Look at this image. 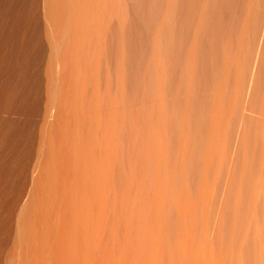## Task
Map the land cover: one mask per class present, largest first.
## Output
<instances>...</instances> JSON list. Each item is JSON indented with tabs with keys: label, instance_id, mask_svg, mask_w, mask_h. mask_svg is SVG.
I'll list each match as a JSON object with an SVG mask.
<instances>
[{
	"label": "rangeland",
	"instance_id": "rangeland-1",
	"mask_svg": "<svg viewBox=\"0 0 264 264\" xmlns=\"http://www.w3.org/2000/svg\"><path fill=\"white\" fill-rule=\"evenodd\" d=\"M6 4H11V8ZM6 4L5 0H0V34L5 31L6 36L5 42L0 40V65L3 60L0 85L3 83L10 91L11 87L14 90L16 87L17 92L10 93L9 97H13L7 96L9 100L5 99L6 102L0 100V159L6 157L8 145L16 155L21 152L19 155L23 158L16 156L14 167L20 162L16 165L20 171L15 170L16 179L11 186L14 192L8 194L12 196L7 195V203L2 205L1 212L5 215L0 212V218L4 215L0 219V264H27V254L42 257V260L34 257L38 262L31 256L30 261H33L28 264H40V260L43 264V260L46 262L55 256L52 251L58 244L54 243L55 239L49 240V235L46 237L49 241L46 238L44 241L43 237L38 239L42 248L35 244L37 237H34L42 233L41 229L46 225L41 219L49 217L48 205H55L53 201L48 204V198L45 199L48 203L41 199L44 196L39 197L41 190L37 195L35 190L43 180L55 174L53 170L58 178L53 176L48 181L55 178L57 183L61 177L63 182L62 175L65 174L62 169L77 153L73 139L78 126L82 143L77 136V148L83 144V150L78 153L86 155L83 162L80 161L87 163L83 167L88 171L82 170V165L79 167L83 179L77 167L71 168L76 170L72 175L68 173L77 184V190L81 185L86 189V192L84 188L80 189L86 196L80 190L83 197L79 192L76 196H81L80 200L86 199L78 204L76 187H73L76 192H71L73 197L71 183V190L67 189L68 195L79 206L85 202V208L70 200L76 205L71 207V202L68 209H71L69 217L72 216L69 219L85 213L79 217L82 220H78L85 231L80 233L81 237L74 236V231L76 235L81 230L77 228L81 227L80 224L77 227L80 223L77 219H74L77 224L71 220L70 236L65 232L69 229L68 224V229H64L66 236L58 238L70 243L67 246L66 241L65 247L59 243L58 261L63 258V264H76V259L77 264H264V0H16V12L12 7L15 1L7 0ZM13 17L18 21L13 23ZM259 49L261 55L257 64ZM75 56L82 59L76 60H80L78 63L86 70L82 71L87 74L80 76L81 82L75 79L76 66L70 61ZM69 58L74 65L70 64L74 79L79 81L76 90L73 86L77 81L70 76V67L62 68L67 66ZM255 64L259 66L257 71L254 70ZM69 82L74 91L67 85ZM3 87L0 86V90ZM22 87L32 90L30 101L35 99L33 103L29 101L31 107L26 108L23 116L19 114V119L18 113L9 112L6 106L18 104ZM71 92H74L75 99L68 97L67 101L66 96ZM76 100L79 101L74 106L77 110L73 107ZM21 126H24L22 130ZM70 134L74 135L73 138ZM13 135L17 137L14 139ZM22 139L25 147L20 146ZM12 140L15 141L13 147ZM2 141L7 144L3 145ZM72 142L74 146H69ZM50 148L54 150H51V157L55 155L53 161L55 159L54 165H57L56 169L51 168L54 174L49 168L45 172L46 165L41 168L44 160L53 164L49 158L51 154L49 160L44 159V155L52 153ZM83 156L79 157L82 159ZM75 159H72V167L78 158ZM57 168H62L60 177ZM75 173L78 178L77 175L73 177ZM37 174H46L48 178L38 176V180L42 179L39 185L36 183ZM79 176L80 185L77 183ZM66 181L72 182L71 177ZM36 185L37 189L33 190ZM56 185H59L57 190L63 186V190L66 188L65 184ZM44 186H41L43 189L40 187L43 193L49 192ZM67 191L66 194L62 191V196L67 197ZM38 197L47 204V210L44 208L46 215L42 212L46 204L35 202ZM102 200L110 202L104 204ZM29 201L31 205L35 203L33 211ZM60 203L56 207L62 209L61 206H66V203ZM39 205L42 206L39 212L42 217L38 223L35 221L38 216L35 206L39 209ZM76 206L83 210L76 209ZM27 207L28 213L36 214L33 216L35 223L30 219L31 225L41 226L42 222L43 228L27 224ZM72 208L78 210L77 213L81 211L79 215L74 217L76 211ZM61 209L60 212L58 209L57 216ZM68 209L67 212L64 209L65 215ZM72 210L75 211L73 214ZM30 214L28 217L32 218ZM53 216L55 218V214ZM56 220V227L46 220L50 224H47L49 234L53 229L56 231L57 235L52 232L54 238L61 233L57 225L61 222ZM28 230L31 235L32 230L33 235L36 233L32 237L36 241L31 243L35 248L31 247L33 252L37 251L31 254ZM47 230L43 231L44 237ZM46 240L48 245L53 243L49 247L46 245L49 249L51 247L48 252ZM65 249H73L71 253H74L67 256L68 251L62 255ZM44 252L53 255L45 258ZM65 257L68 258L64 260ZM22 258L26 262L21 261ZM53 260L49 261L57 264L58 261Z\"/></svg>",
	"mask_w": 264,
	"mask_h": 264
},
{
	"label": "bare ground",
	"instance_id": "bare-ground-1",
	"mask_svg": "<svg viewBox=\"0 0 264 264\" xmlns=\"http://www.w3.org/2000/svg\"><path fill=\"white\" fill-rule=\"evenodd\" d=\"M6 1H7V0H5V4H6ZM14 1H15V5L12 4V7L15 9V8H17V5H18V4H16V0H13V2H14ZM3 2H4V1H3ZM3 2H2V3H3ZM7 3H8V2H7ZM10 3H11V2H10ZM17 3H18V2H17ZM49 3H50V2H49ZM3 5H4V4H3ZM6 5L9 7L11 4H10V5L6 4ZM14 6H15V7H14ZM4 7H6V6L4 5ZM8 7H7V8H8ZM20 7H21V6H20ZM10 8H11V6H10ZM19 9H20V8H19ZM74 11H75V10H74ZM15 12H16V9H15ZM49 12H50V11H49ZM49 12H48V13H49ZM16 14H17V13H15V15H16ZM66 14H67V13H66ZM69 14H71V13L69 12ZM12 15H13V14H12ZM18 15H19V14H18ZM21 15H22V14H21ZM84 15H85V14H84ZM3 16H4V15H3ZM63 16H64V15H63ZM63 16H62V17H63ZM66 17H67V16H66ZM16 18H19V16H17ZM16 18H14V17L12 18V19L14 20L13 23H15V22L18 21V19H17V21H16ZM50 18H51V17H50ZM12 19H11V20H12ZM69 19H71V17H70ZM77 19H78V18H77ZM85 19H86V18H85ZM66 20H67V19H66ZM70 21H71V20H70ZM64 22H65V21H64ZM64 22H63V23H64ZM67 22H68V21H67ZM71 22H72V21H71ZM74 22H75V21H74ZM74 22H73V23H74ZM76 22H77V21H76ZM65 23H66V22H65ZM69 23H70V22H69ZM88 23H89V22H88ZM19 24H20V23H19ZM84 25H85V24H84ZM0 26H1V25H0ZM15 26H16V25H14V27H15ZM62 26H63V25H62ZM68 26H70V25H68ZM85 26H86V25H85ZM16 27H17V26H16ZM73 27H74V26H73ZM12 28H13V26H12ZM63 28H64V26H63ZM66 28H67V27H66ZM10 29H11V28H10ZM64 29H65V28H64ZM70 30H72V29H70ZM12 31H13V30H12ZM63 31H64V30H63ZM65 31H66V30H65ZM72 32H73V31H72ZM72 34H73V33H72ZM81 34H82V33H81ZM87 34H88V33H87ZM8 35H9V34H8ZM11 35H12V34H11ZM11 35H10V36H11ZM63 35H64V34H63ZM89 35H90V34H89ZM10 36H9V37H10ZM17 36H18V35H17ZM78 36H79V35H78ZM51 37H52V36H51ZM70 38H71V37H70ZM113 38H114V37H113ZM5 39H6L5 31H3V33L1 32V34H0V40H2L3 42H5ZM67 39H68V38H67ZM62 40H63V39H62ZM9 42H10V40H9ZM72 43H73V42H72ZM75 43H76V42H75ZM78 43H79V42H78ZM2 44H3V43L1 42V46H2ZM57 44H58V43H57ZM96 44H97V43H96ZM9 45H10V44H9ZM20 45H21V44H20ZM22 45H23V43H22ZM77 45H78V44H77ZM5 46H6V45H5ZM261 46H262V44H261ZM261 46H259V47H261ZM18 47H19V46H18ZM77 47H78V46H77ZM3 48H4V46H3ZM69 48H70V47H69ZM75 48H76V47H75ZM22 49H23V48H22ZM27 49L29 50L30 48H27ZM72 49H73V47H72ZM114 49H115V48H114ZM260 49H261V48H260ZM260 49H259V51H258V57H257L256 62H255V63H257V64H259V60H260V55H261V51H260ZM3 50H5V49H3ZM15 50H16V49H15ZM73 50H74V49H73ZM79 50H80V49H79ZM79 50H78V51H79ZM83 50H84V49H83ZM86 50H87V49H86ZM31 51H32V49H31ZM70 51H71V49H70ZM74 51H75V50H74ZM26 52H27V51H26ZM26 52H25V53H26ZM28 52H30V51H28ZM28 52H27V53H28ZM80 52H81V51H80ZM6 53H7V51H6ZM30 53H31V52H30ZM81 53H82V52H81ZM14 54H15V53H14ZM18 54H19V53H18ZM24 56H25V55H24ZM83 56H84V55H83ZM26 57H27V55H26ZM28 57H29V56H28ZM80 57H81V56H80ZM14 58H16V57H14ZM14 58H13V59H14ZM72 58H73V57H72ZM16 59H17V58H16ZM16 59H15V61H16ZM29 59H30V58H29ZM29 59H28V60H29ZM74 59L76 60V59H80V58H79V56H75V58H73V61H72V59L70 60V58H69V59H68V62H67V64H66L67 66H65V64H64L63 66H65V68H64V67H62V68L65 70L66 67L69 66V67H70V68H69L70 70L73 69V68H71V65H70V64H72V63H70L69 60H70L71 62H73V64H75V66H76V67H74V65L72 64L73 67L75 68V70H74V69H73V70H74V71L77 70V73L74 72V73H75L74 75H75V76L77 75V76H76L77 78H75V77L73 76V72H72V70L70 71V73H69V72H68V73L70 74V76H71V75L73 76V81L76 82L77 80H79V81L81 80L82 75H83V73H84L86 70H83V68H82V67L80 66V64H79L80 62L78 63V61H80V60H82V59H80V60H78V61L76 60L77 63H75V60H74ZM87 59H88V58H87ZM6 60H7V59H6ZM18 60H19V59H18ZM20 61H21V60L18 61L19 64H20ZM23 61H24V59H23ZM2 62H3V60L1 61V65H0V66H2ZM8 62H10L9 59H8ZM28 62H29V61H27V63H28ZM84 63H85V61H84ZM86 63H87V62H86ZM3 64H4V63H3ZM24 64H25V62H24ZM77 64H79V67H78ZM257 64H255V67H254V70H255V71H257V69H258V68H257V66H258ZM19 66H20V65H19ZM21 66H22V65H21ZM23 66H24V65H23ZM27 67H28V66L26 65V68H27ZM77 67H78V68H77ZM258 67H259V66H258ZM3 68H4V66H3ZM18 68H20V67H18ZM26 68H25V69H26ZM79 68H81V69H79ZM85 68H86V67H85ZM21 69H22V68H21ZM25 69H23V71H25ZM63 69H61V70H63ZM78 69H79V70H78ZM89 69H90V68H89ZM93 69H94V68H93ZM13 70H14V69H13ZM16 70H17V69H16ZM80 70H81V71L83 70L84 72H83V71L81 72ZM18 71H19V69H18ZM71 72H72V74H71ZM80 72H81V73H80ZM94 72H95V71H94ZM94 72H93V73H94ZM21 73H22V72H21ZM2 74H3V73H2ZM21 75H22V74H21ZM86 75H87V74L84 73L83 76H86ZM94 75H95V74H94ZM18 76H19V72H18ZM63 76H64V75H63ZM80 76H81V78H80ZM6 77H7V76H6ZM64 77H65V76H64ZM67 77H68V75H67ZM113 77H114V76H113ZM70 78H72V77H70ZM74 78L77 79V80H75ZM88 78H89V77H88ZM13 79H14V78H13ZM129 79H130V78H129ZM7 80H8V79H7ZM7 80H6V81H7ZM71 80H72V79H71ZM6 81H5V82H6ZM11 81H12V80H11ZM73 81H72V82H73ZM79 81H77V82L74 84L75 86H73V87H76V88H74V90H76L77 87L79 86V84H77V83H79ZM5 82H4V83H5ZM13 82H14V81H13ZM13 82H12V83H13ZM74 82H73V83H74ZM80 82H81V81H80ZM25 83H26V82H25ZM88 83H89V82H88ZM88 83H87V84H88ZM13 84H14V83H13ZM71 84H72L71 82H69V84H67V85L69 86V88L71 87ZM2 85L5 87V89H4V87H3V89H1V90H4V91H1V90H0V91H1V92H0V97H2V98H0V100L2 99L3 102H4L5 99L7 100V98H6L7 96H8V98H12V97H13V96H12V97H9V95H10V93H11V95H14V94H12V92H13V93L15 92L16 87H15V90H14L13 87H11L12 90L10 91V90H8V88H7L3 83H2ZM2 85H0V86H2ZM23 85H24V84H23ZM23 85H22V86H23ZM77 85H78V86H77ZM85 85H86V83H85ZM15 86H17V85H15ZM24 86H25V85H24ZM26 86H27V85H26ZM26 86H25V87H26ZM54 86H55V85H54ZM63 86H64V85H63ZM89 86H90V85H89ZM73 87H71V88H72V89H71L72 91H74V90H73ZM54 88H55V87H54ZM64 88H65V87H64ZM79 88H80V87H79ZM9 89H10V88H9ZM17 89H18V88H17ZM58 89H59V88H58ZM85 89H86V88H85ZM55 90H56V88H55ZM67 90H68V89H67ZM69 90H70V89H69ZM71 90H70V91H71ZM78 90H79V89H78ZM78 90H77V91H78ZM81 90H82V89H81ZM31 91H32V90H29L28 88H23V87L20 88V92H19L20 95H18V94L16 93V94L19 96L18 99H17V96H16V94H15V97H16V99L18 100V104H17L16 106L11 107V106H9V104H8V102H7L6 105H8L9 107L6 106V108L8 109V111H9V112H10V111H12V112L14 111V112L18 113V116H17L18 118H19V114H21V115H22V114H26V113H23V112H25V110L27 111L26 108L31 107L30 104L28 105V103L32 102L33 99H35V98H33V99H31L32 101H30L31 94H33V93H31ZM70 91H69V92H70ZM83 91H84V90H83ZM91 91H92V90H91ZM16 92H17V90H16ZM67 92H68V91H67ZM105 92H106V91H105ZM55 93H56V92H55ZM64 93H65V91H64ZM72 93H74V92H71V93L69 94L70 96H66V100H67L68 97H73V96H74V94H72ZM75 93H76V92H75ZM78 93H79V92H78ZM78 93H77V94H78ZM52 94H53V93H52ZM65 94H66V93H65ZM98 94H99V93H98ZM1 95H2V96H1ZM88 95H89V94H88ZM100 96H101V95H100ZM102 96H103V95H102ZM58 97H59V96H58ZM81 97H82V96H81ZM88 97H89V96H88ZM106 97H107V96H106ZM249 97H250V96H249ZM31 98H32V97H31ZM73 98L75 99V97H73ZM73 98H72V99H73ZM97 98H98V97H97ZM16 99H14V100H16ZM51 99H52V98H51ZM61 99H63V98L61 97ZM72 99H71V101H72ZM74 99H73V101L75 102ZM77 99H78V98H77ZM79 99H80V98H79ZM99 99H100V98H99ZM99 99H98V100H99ZM8 100H9V99H8ZM8 100H7V101H8ZM11 100H13V99H11ZM14 100H13V101H14ZM58 100H59V99H58ZM91 100H92V99H91ZM101 100H102V99H101ZM248 100H249V99H248ZM13 101H12V103H13ZM29 101H30V102H29ZM67 101H68V100H67ZM71 101H70V102H71ZM5 102H6V101H5ZM76 102H77V103L73 104V107H74L75 105H78V102H79V101L76 100ZM116 102H117V101H116ZM9 103L11 104L10 101H9ZM15 103H17V102L15 101ZM32 103H33V102H32ZM54 103H55V102H54ZM62 103H63V102H62ZM72 103H73V102H72ZM87 104H88V103H87ZM3 105H4V103H3ZM64 105H65V104H64ZM66 105H67V104H66ZM92 105H93V104H92ZM92 105H91V106H92ZM100 105H101V104H100ZM117 105H118V104H117ZM96 106H97V105H96ZM105 106H106V105H105ZM115 106H116V105H115ZM118 106H119V105H118ZM1 107H2V106H1ZM3 107H4V106H3ZM79 107H80V106H79ZM10 108H11V109H10ZM51 108H52V107H51ZM74 108H75V107H74ZM94 108H96V107H94ZM75 109L77 110V108H75ZM28 110H29V108H28ZM66 110H67V109H66ZM68 110H69V109H68ZM99 111H100V110H99ZM91 112H93V111H91ZM63 113H64V112H63ZM104 113H105V112H104ZM14 114H15V113H14ZM74 114H75V113H74ZM110 114H111V113H110ZM113 114H114V113H113ZM21 115H20V116H21ZM50 115H51V114H50ZM67 115H68V114H67ZM22 116H23V115H22ZM22 116H21V118H22ZM62 116H63V114H62ZM74 116H76V115H74ZM87 116H88V115H87ZM24 117H25V116H24ZM24 117H23V118H24ZM96 117H98V116H96ZM53 118H54V117H53ZM115 118H116V117H115ZM19 119H20V118H19ZM61 119H62V118H61ZM106 119H107V118H106ZM22 120H24V119H22ZM59 120H60V119H59ZM81 120H83V119H81ZM110 120H111V119H110ZM114 120H115V119H114ZM18 121H19V120H18ZM18 121H17V122H18ZM76 121H77V120H75L74 122H76ZM80 122L82 123V121H80ZM80 122H79L78 125H80ZM101 122H102V121H101ZM109 122H110V121H109ZM18 123L20 124V122H18ZM23 123H24V122H23ZM23 123H22V125H24ZM99 123H100V122H99ZM74 124H75V123H74ZM109 124H110V123H109ZM112 124H113V123H112ZM114 124H115V123H114ZM59 125H60V124H59ZM69 125H70V124H69ZM98 125H99V124H98ZM119 125H120V124H119ZM113 126H114V125H113ZM7 127H8V126H7ZM7 127H6V128H7ZM22 127L24 128V126L19 127L20 130H22V129H21ZM54 127H55V126H54ZM106 127H107V126H106ZM117 127H118V126H117ZM77 128H78V129H75V130H79L78 132L74 130V133L76 132L77 134H76V133H75V134L72 133V134L76 135V136H75V139H73L74 141H76V142L74 143V144L76 145V147H73V148H76V149H77V150L75 149V150L77 151V153L75 154V156H73L74 158H73V157H71V158H72V159H75V158L77 159V158H78V159H77V161H74V165H73V167H72V164H73L72 161H73V160H72V159H68V160H69V161H68L69 163L66 162L65 164H68V165H69V168H68V165H67V166L64 165V166H66L67 169H66V168H63V169H62V168H60V169L57 168V170H58V169L60 170V171H58V173H59V177L61 176V174H60V173H61V169H62V171L64 172L65 175H66L68 172H71V175H72V173H73L74 171H76V170H77V171H78V170L81 171V169H82V170L85 171V170L87 169V168L84 169L85 166L83 167V164H87V163H86V162H85V163H82V162H83L82 160L84 159V157H85L86 155L83 154V155H84V156H83L82 154H80V153H81L80 151L83 150V146H82L83 144H82V145L80 144V146H81L82 148H81L80 146L78 147V148H81L80 150L77 148V146L79 145V143H82V142H81V141H82V140H81V137L79 136V135H81V134H79V132H80V126H78ZM7 129H8V128H7ZM17 129H18V128H17ZM25 129H26V128H25ZM25 129H24V130H25ZM100 129H102V128H100ZM8 130H9V129H8ZM8 130H7V131H8ZM11 130H12V129H11ZM11 130H9V131H11ZM18 130H19V129H18ZM24 130H23V132H24ZM9 131H8V132H9ZM13 131H14V130H13ZM87 131H89V130H87ZM109 131H110V130H109ZM111 131H112V129H111ZM11 132H12V131H11ZM19 132H20V131H19ZM23 132H22V133H23ZM46 132H47V131H46ZM56 132H57V131H56ZM82 132H83V131H82ZM117 132H118V131H117ZM9 133H10V132H9ZM52 133H53V132H52ZM90 133H91V132H90ZM97 133H98V132H97ZM115 133H116V132H115ZM1 134H3V133H1ZM7 134H8V133H7ZM18 134H19V133H18ZM23 134H24V133H23ZM65 134H66V133H65ZM98 134H99V133H98ZM100 134H101V133H100ZM105 134H106V132H105ZM116 134H117V133H116ZM20 135H21V133L19 134V136H20ZM45 135H46V134H45ZM70 135H71V134H70ZM74 135H71V137L73 138ZM90 135H91V134H90ZM110 135H111V134H110ZM114 135H115V134H114ZM10 136H12V135H10ZM13 136H14V135H13ZM19 136H18V137H19ZM50 136H51V135H50ZM59 136H61V135H59ZM77 136H78L80 139H79ZM101 136H102V135H101ZM118 136H119V134H118ZM118 136H117V137H118ZM4 137H6V136L4 135ZM8 137H9V136H8ZM16 137H17V136H16ZM16 137L14 136V139H15ZM22 137L25 138L24 135H22ZM95 137H96V136H94V138H95ZM111 137H112V136H111ZM0 138H1V137H0ZM9 138H10V137H9ZM50 138H51V137H50ZM68 138H69V137H68ZM72 138H71V139H72ZM103 138H104V137H103ZM10 139H12V138H10ZM17 139H18V138H17ZM78 139H79V141H80V140H81V141H80V142L77 141ZM105 139H106V138H105ZM44 140H45V139H44ZM68 140H69V139H68ZM73 140H71V141H73ZM109 140L111 141V139H109ZM112 140H113V139H112ZM116 140H117V139H116ZM17 141H18V140H17ZM22 141H23V139L21 140V144H20V146H24V145H22V143H23L24 141H23V142H22ZM105 141H106V140H105ZM13 142L15 143V141L12 140L11 144H12ZM19 142H20V140H19ZM78 142H79V143H78ZM2 143H3V145L7 144L6 142L4 143V141H2ZM16 143H17V142H16ZM54 143H55V142H54ZM85 143H86V142H85ZM90 143H91V142H90ZM94 143H95V142H94ZM94 143H93V144H94ZM99 143H101V142H99ZM9 144H10V143H9ZM24 144H25V143H24ZM43 144H44V143H43ZM45 144H46V143H45ZM71 144L73 145V142L70 143L69 146H71ZM56 145H57V144H56ZM131 145H132V144H131ZM11 146L13 147V144H12ZM14 146H15V145H14ZM73 146H74V145H73ZM115 146H116V145H115ZM24 147H25V146H24ZM24 147H23V148L21 147V148L23 149V151H24ZM50 147H51V148H54V147H52V146H50ZM85 147H86V146H85ZM85 147H84V149H85ZM90 147H92V146L90 145ZM105 147H106V146H105ZM5 148H6V147H5ZM51 148L49 149L50 152H52V151L54 152V150H52ZM63 148H64V147H63ZM71 148H72V147L68 148V150H71ZM97 148H98V147H97ZM109 148H110V147H109ZM15 149H16V147H15ZM55 149H56V148H55ZM110 149H111V148H110ZM113 149H114V148H113ZM116 149H117V148H116ZM118 149H119V147H118ZM44 150H45V149H44ZM51 150H52V151H51ZM56 150H57V149H56ZM78 150H79V151H78ZM107 150H108V149H107ZM5 151H6V150H5ZM19 151H20V147H19ZM19 151H18V152H19ZM21 151H22V150H21ZM23 151H22V152H23ZM108 151H109V150H108ZM117 151H118V150H117ZM6 152H7V153H6V154H7L6 157H5V158L3 157V159H0V212L3 210V209H2V208H3L2 205H4L3 203H5V199L7 200L6 197H8V196H12V195H8V194H9L11 191H12V193L14 192V191L11 189V188H13V187H11V186H12L13 183L15 182V180H14V178H15V177H14V174L16 173L15 170L17 171V169H18V168L16 167V165L20 164V162H19V163L16 164L15 167H14V163H15V162L17 163V161H15V160H16V156L18 157V155H19L21 152H19V154L16 155V153H15L13 150H11V147H9V145H8V150H7ZM18 152H17V153H18ZM42 152H44V151H42ZM53 152H52V153H49V152H48V155L46 154L47 157L44 155V159L46 158V159L49 160V158H50V160H52V162H53V164L51 165V164H48V162L51 163L50 161H48V162H47L46 160H44L43 162L41 161V162L43 163V164H41V165H43V166H41V168H43L45 165H46V166H47V165H50V167H48V166L46 167V166H45V167H44V170H46L47 168H49V169H51V168L54 169V168H55V169H56L57 165H54V163L56 162L55 159H54L55 162L53 161V158H55V155H54L53 157H51V156L53 155ZM78 152H80V153H78ZM23 153H24V152H23ZM23 153H22V154H23ZM82 153H84V152H82ZM43 154H44V153H43ZM49 154H51L50 157H49ZM54 154H55V153H54ZM56 154H57V153H56ZM77 154H78V157H77ZM79 154H80V155H79ZM111 154H112V152H111ZM23 155H24V154H23ZM88 155H89V153H88ZM92 155L94 156V154H92ZM108 155H109V154H108ZM116 155H117V154H116ZM79 156H83L82 159H81V157H79ZM19 157H22V156L19 155ZM19 157H18V158H19ZM48 157H49V158H48ZM90 157H91V156H90ZM18 158H17V160H18ZM22 158H23V157H22ZM22 158H21V159H22ZM51 158H52V159H51ZM85 158H86V157H85ZM100 158H101V157H100ZM109 158H110V157H109ZM128 158H129V157H128ZM4 159H5V161H4ZM21 159H19V160L22 161ZM36 159H37V158H36ZM76 159H75V160H76ZM101 159H102V158H101ZM103 159H106V158H103ZM78 160H79V161H80V160L82 161V162L80 161V162H81L80 165H79ZM85 160L87 161V159H85ZM85 160H84V161H85ZM110 160H111V159H110ZM114 160H115V159H114ZM45 161L47 162V164L45 163ZM70 161H71V162H70ZM77 162H78V165H76ZM21 163H22V162H21ZM92 163H93V162H92ZM90 164H91V163H90ZM104 164H105V162H104ZM53 165H54L55 167H54ZM75 165H76V166H75ZM81 165H82L83 168H81ZM20 166H21V165H20ZM20 166H19V167H20ZM51 166H52V167H51ZM107 166H108V165H107ZM58 167H59V166H58ZM74 167H75V168L77 167V168H76V170L73 171L71 168L74 169ZM79 167H80L81 169H80ZM86 167H87V166H86ZM105 167H106V166H105ZM105 167H104V169H105ZM109 167H110V166H109ZM14 168H15V169H14ZM16 168H17V169H16ZM39 168H40V167H39ZM41 168H40V169H41ZM36 169H37V168H36ZM53 169H51L50 172H51ZM90 169H91V168H90ZM90 169H89V170H90ZM112 169H113V168H112ZM44 170H40L41 173H44V172H42V171H44ZM65 170H66V171H65ZM67 170H68V171H67ZM70 170H71V171H70ZM99 170H100V169H99ZM99 170H98V171H99ZM107 170H108V169H107ZM19 171H20V169H19L17 172L19 173ZM54 171H55V172H54ZM80 171H78V172L80 173ZM86 171H88V170H86ZM86 171H85V172H86ZM14 172H15V173H14ZM36 172H37V171H36ZM45 172H47V170H46ZM50 172H49V173H50ZM52 172H54L55 174L57 173L56 170H53ZM52 172H51V173H52ZM63 172H62V174H63ZM78 172H77V174H78ZM99 172H100V171H99ZM99 172H98V173H99ZM104 172H105V171H104ZM106 172L108 173V171H106ZM109 172H110V171H109ZM49 173H48V175H49ZM54 173H52V174H54ZM113 173H114V172H113ZM115 173H116V172H115ZM38 174H39V171H38ZM38 174H37V176H36V177H37V178H36L37 180L39 179V178H38V176H39ZM46 174H47V173H46ZM46 174H45V176L47 177ZM55 174L52 175V177H50V178L47 177L48 180L52 179L53 176H55ZM77 174L75 173V174L73 175V177L76 176ZM89 174H90V173H89ZM99 174H100V173H99ZM57 175H58V174H57ZM65 175H62V177H63V179H64L63 182H65V180H66V179H69L70 177H71V179H72V182L70 181V182L68 183V182L66 181L65 183H63L62 180H61L62 178L60 177V179H57V183H56V182H55V181H56L55 178H58V177H56V176H55V178L53 179L54 181H52V180H51V181H48L47 179H45V180L48 181V182H45V180L42 181V179H40V180L42 181V183L40 182L42 185H40V183H39L40 180L36 181V183H38V184L40 185V187H41V186H44V184H43L44 182H45V184L47 183L46 186H47L49 189H48L46 186H44V187H46L44 190H45V191H47V189L50 190L49 192L47 191L48 196L50 195V196L48 197L46 192L43 193V191H42L43 188H42V187H41L42 189H41L40 187L37 189L38 186L36 185L35 188L33 189V190L37 189V190H35L36 193L34 192L36 195H37V193L39 192V190H41L42 192L40 191V192L38 193L40 196H39V195H38V196L41 198V195H44V196H42L43 198H41V199H44V200H45L46 198H48V199H46V200L50 201L49 203L45 200L48 204L52 203L51 201H53L52 204H55L54 206H53V205L50 206L51 208L54 207V208H52V209H51V208L49 207V205H48V213H47V214H49V217H48V216H47V217L44 216V217H43L44 219H41V218H40V217H42V215L39 213V212H40V208H42L41 205H39V209L37 208V206H35V207H36V210H38L37 212H35L36 210L34 211L36 214L38 213V214H37V215H38V216H37V219L34 218V217H36V216H34V215H36L35 213H34V215H33V213H31V214L28 213V212H29V210H28L29 207H27L26 214L24 213V214H25V219H26V217H27V219L29 218V219H28V221H29L28 223H27L26 220H25L26 222L24 221V222L27 223V224H30V225H31V220H33L32 222H34L35 219H36V220H35L36 222L41 221V220H42V222H43V220H44V223L46 224V225H45L46 227L43 225L44 223L42 224V222H40V223H41V226H40V225H39V226L37 225L40 229L43 228L42 226H44V229H41V230H43V231H44V230H47V228H48L47 224L50 225V224L53 223V226H52V225H51V226H52V227H56V226H55V225H56V222H57L56 218H57L58 220H60V221H58V223L61 222V223H59L60 225H59V224H57V225H58V227H60V231H59V232H61V233H60L59 236H56L55 238L53 237V234H54V233L56 234L55 229L51 230V231L53 232V234H52V232H50V234H52V237H53V238H52L51 235L49 234L48 230L46 231V234H45L46 236H45V237L43 236V231H42V233H38L39 235H38V234L36 235V233H35L36 236L33 235V234H34V230H32V231H33L32 235L30 234V233H31V230H28L29 232H28V231H27V232L24 231V232L30 234L29 236H30L31 239H30V238L27 239V240H29V241H30V240L33 241V240H32V237H33V236H35L34 238L37 237V238H36V239H37V243H35L36 239H35V241H33V242L30 241V243L27 241V244L29 243V245H30V248H29V249H31V250H30V251H31L30 254L34 251L33 248H35V247H34L35 245L33 246V244L35 243L36 246H37V247L39 246V248H40V247H41V246H40V244H41L40 241H41L43 238H44L43 240L45 241V238L47 237V235L50 236V238H49V236L47 237L49 240H51V239H52L51 241H55V240H56L54 243H55V244H58V245H57V246L55 245L56 247L54 246V247H53L54 249L52 248V249H53L52 252L54 253V251H55V254H54L55 256H53V257H55V259L52 257L53 254H52V255L49 254V255H50L54 260H56V261H58V259H56V257H57L56 255H57V254L59 255V253H61V252H59L60 249L57 251V248H59L58 246H60L59 243L62 244V245H61L62 247H63V245H64V247H65L66 245H67V246H70V243L68 242L67 239H65V242H64V240L59 241L58 238H61L62 236H66V235H68V234H69V236H70L71 232H70V227H69V226L71 225V224H70L71 220H72V219H73V220H74V219H77V222H80V221L82 220V219L80 220V218L83 217V216L85 215V213H84V215L82 214L83 216H80L79 213H80L81 211H80L79 213H77L78 210L81 209V208H78V207H82V205H83V207H84V204H85V202H84V204H82V205H80V206L78 205V204H81V202H83V201L86 199V197H84V198H85L84 200H80V198H81V196H82L81 193L83 194V196H86V193L82 192V191L85 189V187H83V185H81V186H82L81 188H82V189L84 188V189H83L82 191L80 190L81 188L78 189V190L81 191V193H80V192L77 190V187H78V186L76 187L77 184L74 182L72 176H70V173L67 174L69 178L67 177V175H66V178H65ZM83 175H84V173H83ZM105 175H106V174H105ZM114 175H115V174H114ZM15 176H16V175H15ZM43 176H44V175L41 174V176H39V177L42 178ZM45 176H44V177H45ZM49 176H51V175H49ZM80 176H81V178H82L81 173H80ZM80 176H79V180L77 181V183H79V185L81 184V183H80V180H81ZM84 176H85V175H84ZM84 176H83V177H84ZM93 176H94V175H93ZM100 176H101V175H100ZM44 177H43V178H44ZM46 177H45V178H46ZM88 177H89V176H88ZM103 177H104V176H103ZM115 177H116V176H115ZM77 178H78V175H77ZM15 179H16V178H15ZM82 179H83V178H82ZM106 179H107V178H106ZM13 180H14V182H13ZM59 180H61V181H59ZM75 180H76V178H75ZM85 180H86V178H85ZM109 180H110V179H109ZM159 180H160V179H159ZM21 181H22V180H21ZM54 182H55V183H54ZM60 182H62V184H61ZM73 182L75 183V185H73ZM81 182L83 183L84 181L82 180ZM113 182H114V181H113ZM116 182H117V181H116ZM53 183H54V184H53ZM70 183L72 184V187H70V186H71ZM91 183H92V182H91ZM103 183H104V182H103ZM105 183H107V182H105ZM56 184H60V186H61V185L63 186V184H65V187H66V188H65L64 190L67 191V190H68L67 188L70 187L72 190H74V192H73V191L69 188V189L71 190L70 193L72 192L73 194H74V193L76 192V190H77V192L75 193V196H76V194H78V192L80 193L81 196L79 195L80 197H78V196H76V197L74 196V197H75V199H77V197H78L79 199H77V200H79L80 202L77 204V201H75V199L72 198V197H73V194H72V193H71V194H72V195H71L72 197L69 196V195H70V194H69V190L67 191V195H66L67 197L62 196V193H61V192H62V191L64 192V190H63L64 186H63V188H61V189L59 188V189H58L59 191H58V190H57V187H59V185H56ZM69 184H70V186H69ZM85 184H86V183H85ZM110 184H111V183H110ZM53 185H54V186H53ZM86 185H87V184H86ZM74 186L76 187V188H75L76 190L73 189ZM104 186H105V185H104ZM108 186H109V185H108ZM121 186H122V185H121ZM158 186H159V185H158ZM53 187H56V188H53ZM87 188H88V187H87ZM107 188H108V187H107ZM113 188H114V187H113ZM129 188H130V187H129ZM10 189H11V190H10ZM110 189H111V188H110ZM9 190H10V191H9ZM56 190L58 191L59 194L57 193ZM61 190H62V191H61ZM99 190H100V189H99ZM133 190H134V189H133ZM135 190H136V189H135ZM66 191H65V192H66ZM84 191L86 192V189H85ZM92 191H93V190H92ZM95 191H97V190H95ZM65 192H64V193H65ZM118 192H119V191H118ZM125 192H126V191H125ZM138 192H139V191H138ZM41 193H43V194H41ZM45 193H46V194H45ZM89 193H90V192H89ZM91 193H92V192H91ZM94 193H95V192H94ZM10 194H11V193H10ZM31 194H33V193H31ZM60 194H61V197H64V198L67 199V201H65L66 199L62 198V200L60 201V202L64 201V203L62 202V204H61L60 202H58L59 199H61V197L59 196ZM65 194H66V193H65ZM65 194H64V195H65ZM68 194H69V195H68ZM7 195H8V196H7ZM36 195H32V196L36 197ZM92 195H93V194H92ZM98 195H99V194H98ZM32 196H31V200H32ZM83 196H82V197H83ZM100 196H101V195H100ZM109 196H110V195H109ZM28 197H29V196H28ZM39 197H38V198H35V199H37V200L35 201V199H34V201H35V202L38 201L37 203L41 202L40 199H39ZM68 197H69V199H68ZM93 197H94V196H93ZM18 198H19V197H18ZM70 198H71V199H70ZM8 199H9V198H8ZM50 199H51V200H50ZM82 199H83V198H82ZM107 199H108V198H107ZM9 200H11V199H9ZM31 200H30V201H31ZM70 200H74V201L76 202L77 206H78V207H77V206L75 207V208L78 209V210H75V208H74V209L72 208L73 210L76 211V213L73 214L75 211L72 210V211H73V212H72L73 216H74V215H75V216L79 215L80 218L77 217V218H71V219H69V218L72 217V216L69 217V215H70V213H71V209H68V208L73 207V205H74V203H75L74 201H73V202H74V203H73V202L70 201ZM99 200H100V199H99ZM119 200H120V199H119ZM137 200H138V199H137ZM30 201H29V204H30ZM103 201H104V200H102V202H103ZM105 201H107V200H105ZM105 201H104V204H105ZM128 201H129V200H128ZM157 201H158V200H157ZM42 202H43V200H42ZM42 202H41V203H42ZM71 202H72V206L69 207L68 205H69ZM96 202H97V201H96ZM107 202H108V201H107ZM109 202H110V201H109ZM109 202H108V203H109ZM114 202H115V201H114ZM121 202H122V201H121ZM6 203H7V202H6ZM6 203H5V204H6ZM31 203H32V202H31ZM37 203H36V204H37ZM41 203H40V204H41ZM43 203H45V202H43ZM59 203H60V205H63V204L66 203V206H65V207H64V205L61 206V207H62V209H61V208H59V206H58ZM90 203H91V201H90ZM133 203H134V202H133ZM133 203H132V204H133ZM34 204H35V203H34ZM34 204H32V205L30 204L32 211H33V209H34V208H33V207H34ZM45 204H46V203H45ZM56 204H58L57 207H56ZM76 204H75V205H76ZM128 204H129V203H128ZM18 205H19V204H18ZM42 205H43V204H42ZM50 205H51V204H50ZM75 205H74V206H75ZM91 205H92V204H91ZM5 206H6V205H5ZM27 206H28V205H27ZM40 206H41V207H40ZM43 206H44V205H43ZM46 206H47V204L42 208L43 210L41 209L42 212H43V211L45 212L44 215H46V211H45V210H47V207H46ZM88 206H90V205H88ZM104 206H105V205H104ZM126 206H127V205H126ZM128 206H129V205H128ZM83 207H82V208H83ZM5 208H6V207H5ZM15 208H16V207H15ZM44 208H46V209L44 210ZM49 208H50V211H49ZM57 208L59 209V212H60V209L62 210L61 213H60V215H59L60 217L56 215V214H57V211H58ZM84 208H85V207H84ZM87 208H88V207H87ZM104 208H105V207H104ZM1 209H2V210H1ZM64 209L66 210V212H67V209H68V213H67V215H65L66 213H63V212L65 211ZM102 209H103V208H102ZM136 209H137V208H136ZM4 210H5V209H4ZM51 210H52V211H51ZM81 210H83V209H81ZM90 210H91V209H90ZM104 210H105V209H104ZM54 211H55L56 213H55ZM84 211H85V209H84ZM84 211H82V213H83ZM87 211H88V210H87ZM138 211H139V209H138ZM99 212H100V211H99ZM99 212H98L97 214H99ZM103 212H104V211H103ZM118 212H119V211H118ZM1 213H4V212H1ZM1 213H0V214H1ZM11 213H12V212H11ZM27 213L30 214V215H32V218H31V216L28 217V214H27ZM50 213H51V217H50ZM53 213L55 214V218H53V217H54V216H53V215H54ZM62 213H63L64 215H63ZM108 213H109V212H108ZM61 214H62V215H61ZM72 214H71V215H72ZM90 214H91V213H90ZM97 214H96V215H97ZM105 214H106V213H105ZM4 215H5V213H4ZM4 215L2 214V217H3ZM26 215H27V216H26ZM111 215H112V214H111ZM0 216H1V215H0ZM33 216H34V217H33ZM52 216H53V217H52ZM75 216H74V217H75ZM88 216H89V215H88ZM101 216H102V215H101ZM101 216L99 215V217H101ZM130 216H131V215H130ZM2 217H1V218H2ZM61 217H62V218H61ZM64 217H66V218L68 217L67 220H65L66 218H64ZM1 218H0V219H1ZM3 218H4V217H3ZM33 218H34V219H33ZM39 218H40L41 220H40ZM45 218H47V219H46L47 221L49 220V221L52 222V223H50L49 221H48V222H49L50 224H49L48 222L46 223ZM49 218H50V219H49ZM52 218L55 219L56 221L53 220ZM88 218H89V217H88ZM101 218H102V217H101ZM133 218H134V217H133ZM23 219H24V216H23ZM30 219H31V220H30ZM61 219H62V220H61ZM68 219H69V221H68ZM94 219H95V218H94ZM102 219H103V218H102ZM78 220H80V221H78ZM119 220H120V219H119ZM66 221H68V222H66ZM74 221H75V223L77 224L76 220H74ZM91 221H92V220H91ZM108 221H110V220H108ZM128 221H129V220H128ZM130 221H131V219H130ZM24 222H23V223H24ZM54 222H55V223H54ZM63 222H64V223H63ZM65 222H66L67 224H66ZM0 223H1V221H0ZM25 223H24V224H25ZM34 223H35V222H34ZM38 223H39V222H38ZM62 223H63V224H62ZM108 223H109V222H108ZM146 223H147V222H146ZM2 224L5 225V223H4V219H3ZM2 224H1V225H2ZM24 224H22V226H24ZM54 224H55V225H54ZM64 224H66V227L64 226ZM68 224H69V225H68ZM79 224H80V227H81V224H82L81 222L77 224V227H78ZM121 224H122V223H121ZM128 224H129V223H128ZM137 224H138V223H137ZM144 224H145V223H144ZM4 225H2V226H4ZM34 225H35V224L32 223L31 226L34 227ZM67 225H68V228H69V229L67 228ZM82 225H83V224H82ZM100 225H101V224H100ZM131 225H132V224H131ZM140 225H141V224H140ZM37 226L35 225V227H37ZM62 226H64L63 229L61 228ZM72 226H73V227H72ZM72 226H71L72 228H76V225H72ZM74 226H75V227H74ZM4 227H5V226H4ZM106 227H107V226H106ZM140 227H141V226H140ZM150 227H151V226H150ZM72 228H71V231H74V229H72ZM145 228H146V227H145ZM31 229H32V228H31ZM64 229H68L69 231H68V230L65 231ZM77 229H79V230L81 229L80 231L77 232V233H79V235H78L77 233H76V235H75V232H76V231H74V236H80V235H81L80 233H82L83 230L85 231V227H84V228H82V227L79 228V227H78ZM77 229H75V230H77ZM99 229H101V228H99ZM109 229H110V228H109ZM138 229H139V228H138ZM1 230H2V228H1ZM23 230H25L24 227H23ZM62 230H63V231H62ZM101 230H103V229H101ZM147 230H148V229H147ZM64 231H65V232H69V233H66V235H65V234H64V233H65ZM87 231H88V229H87ZM115 231H116V230H115ZM142 231H143V230H142ZM22 232H23V231H22ZM39 232H41V231H39ZM47 232H48V234H47ZM89 232H90V231H89ZM0 233H1V231H0ZM92 233H93V232H92ZM95 233H96V232H95ZM127 233H128V232H127ZM142 233H143V232H142ZM8 234H9V233H8ZM20 234H21V233H20ZM40 234H41V235H40ZM109 234H110V233H109ZM4 235H5V234H4ZM56 235H57V234H56ZM72 235H73V233H72ZM123 235H124V234H123ZM128 235H129V234H128ZM0 236H1V235H0ZM38 236H39V238H38ZM74 236H72V238H73ZM96 236H98V235L96 234ZM125 236H126V235H125ZM27 237H28V235H27ZM41 237H43V238H41ZM80 237H81V236H80ZM47 238H46V239H47ZM72 238H71V239H72ZM75 238H77V237H75ZM75 238H74V239H75ZM135 238H136V237H135ZM38 239H41V240L39 241ZM48 239H47V240H48ZM54 239H55V240H54ZM71 239H70V240H71ZM93 239H94V238H93ZM123 239H124V238H123ZM138 239H139V238H138ZM145 239H146V238H145ZM47 240H46L47 244L43 241V242L45 243V246L47 245V246L49 247V245H53V243H52V244L49 243V245H48V241H49V240H48V241H47ZM103 240H104V239H103ZM128 240H129V239H128ZM23 241H24V240H23ZM66 241H67V243H66ZM72 241H73V240H72ZM95 241H96V240H95ZM124 241H125V240H124ZM139 241H140V240H139ZM43 242H42V243H43ZM70 242H71V241H70ZM96 242H97V241H96ZM106 242H109V241L107 240ZM119 242H121V241H119ZM31 243H33V244L31 245ZM44 243H43V245H44ZM64 243H66V245H65ZM68 243H69V244H68ZM94 243H95V242H94ZM24 244H25V243H24ZM79 244H80V243H79ZM109 244H110V243H109ZM71 245L73 246L72 243H71ZM135 245H136V244H135ZM31 246H32L33 248H32ZM45 246H43V249H44ZM47 246H46L45 248H47L46 251L48 252V249H49V248H48ZM90 246H91V245H90ZM137 246H138V245H137ZM37 247H36V249H37ZM76 247H77V246H76ZM86 247H87V245H86ZM41 248H42V247H41ZM125 248H126V247H125ZM43 249H42V252H43ZM50 249H51V247H50ZM50 249H49V250H50ZM55 249H56V250H55ZM67 249H68V248H67ZM67 249H65V251L62 252V255H64L65 253H68V251H70V250H67ZM119 249H120V248H119ZM21 250H22V249H21ZM21 250H20V251H21ZM32 250H33V251H32ZM38 250H39V249H38ZM44 250H45V249H44ZM84 250H85V249H84ZM124 250L126 251V249H124ZM129 250H130V248H129ZM208 250H209V249H208ZM28 251H29V250H28ZM36 251H37V250H36ZM36 251H35V252H36ZM71 251H74V250L72 249ZM71 251L68 253L67 256H70V255H72V254L74 253V252L71 253ZM121 251H122V250H121ZM145 251H146V250H145ZM149 251H150V250H149ZM35 252H33V253H35ZM47 252H46V254H47ZM52 252H51V253H52ZM83 252H84V251H83ZM27 253H29V252H27ZM63 253H64V254H63ZM70 253H71V254H70ZM14 254H15V253H14ZM43 254H45V252H44ZM43 254H42V255H43ZM46 254H45V258H46V257L48 258L49 255H48V254L46 255ZM69 254H70V255H69ZM28 255H29V254L25 255L26 258L29 260V261L26 260V261H27V264L30 263V262L33 261V260H34V261L37 260V259H35V258H40V259L42 260V257L39 256V255H38V257H36L37 255H36V256H35V255H31V256H33V260L30 261V259H31L32 257H31L30 255H29V256H28ZM116 255H117V254H116ZM20 256H21V255H20ZM95 256H96V254H95ZM97 256H98V254H97ZM120 256H121V255H120ZM120 256H119V257H120ZM145 256H146V255H145ZM28 257H29V258H28ZM34 257H35V258H34ZM89 257H90V255H89ZM103 257H104V256H103ZM11 258H12V257H11ZM23 258L26 259L25 257H23ZM23 258H22L21 261H24ZM52 258H50V259L48 258L47 261H49V260L52 261V260H53ZM67 258H68V257H65L64 260H66ZM115 258L117 259V257H115ZM62 259H63V258H62ZM62 259H61L60 261H58L57 264H58L59 262H60V264H63L64 261H63ZM87 259H88V258H87ZM87 259H86V260H87ZM9 260H10V259H9ZM18 260H19V259H18ZM41 260H40V264H42V261H41ZM45 260H46V259H45ZM54 260H53V262H55ZM76 260H77V259H76ZM76 260H75L74 262H76V264H77L78 262H77ZM103 260H104V258H103ZM124 260H125V259H124ZM161 260H162V259H161ZM26 261H24V262H26ZM37 261H38V260H37ZM47 261L45 262V261L43 260V262H44L45 264L47 263ZM51 261H49L50 264H54V263H51ZM84 261H85V260H84ZM104 261H105V260H104ZM38 262H39V261H38ZM38 262H36V263H38ZM49 262H48L47 264H49ZM80 262H81V261H80ZM100 262H101V261H100ZM116 262H117V261H116ZM125 262H126V261H125ZM36 263H35V264H36ZM44 263H43V264H44ZM85 263H86V262H85ZM91 263H92V262H91ZM101 263H102V262H101ZM21 264H24V263L21 262ZM25 264H26V263H25ZM33 264H34V262H33ZM38 264H39V263H38ZM73 264H75V263H73ZM98 264H99V263H98ZM122 264H123V263H122Z\"/></svg>",
	"mask_w": 264,
	"mask_h": 264
}]
</instances>
